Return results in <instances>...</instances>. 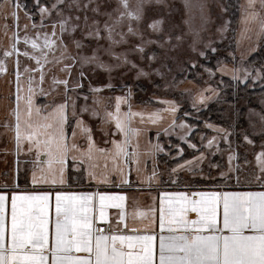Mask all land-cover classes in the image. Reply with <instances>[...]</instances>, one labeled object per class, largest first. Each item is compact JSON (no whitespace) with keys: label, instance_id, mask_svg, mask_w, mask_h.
Returning a JSON list of instances; mask_svg holds the SVG:
<instances>
[{"label":"rangeland","instance_id":"rangeland-1","mask_svg":"<svg viewBox=\"0 0 264 264\" xmlns=\"http://www.w3.org/2000/svg\"><path fill=\"white\" fill-rule=\"evenodd\" d=\"M235 1L237 19L231 37L226 0H128V10L136 13L139 19H129L120 0H63V3L39 0V7L49 9L43 16L37 0H33L35 20L22 8L21 0H3L0 7L4 2L6 6L0 8V61L7 71L0 72V100L9 98V105L2 112L13 109L12 95L16 93L14 84L17 83L19 61L20 83L25 82L28 86L31 76L32 100L41 113L48 114L57 105L68 104L66 131L72 130L77 120H82L83 126L91 131L114 128L115 122L107 113H116L117 98H120L121 116L136 110L147 115L165 114H162L161 123L143 126L144 129L169 130L170 134L176 135L174 138L170 134H158L162 150L156 154L155 160L161 167L170 169L194 160L193 167H197L191 176L254 180L260 174L256 158L264 152V121L261 120L264 95H257L254 107L246 108L245 128L239 131L203 123L197 136L190 139L196 127L187 121L186 116L190 114L185 111L197 112L213 102L219 95L220 78H233L234 70H238L235 75L241 83L250 81L252 85L262 77L261 70L250 66L246 60L262 45L264 8L260 0H256L254 11L258 15L246 21L253 9L248 8V0ZM14 13L18 19H14ZM63 21H67L69 30L61 34L60 23ZM106 23L114 29L113 40L119 43L111 44L106 39ZM53 25H56L55 29ZM97 29L100 30V39L89 35ZM53 31L55 36H52ZM46 35L55 41V45L50 50L45 49L48 62L42 61L44 80L41 83L35 60L23 55L28 52L40 56V52H33L23 41L25 36L29 40L39 37L37 42L42 46ZM17 39L20 43L16 48L20 54L14 52L6 58L4 52L11 51ZM77 41L82 45L79 49ZM230 41L235 43V48L225 51L217 48L218 45L230 47ZM94 52L96 62H82V57ZM208 52L228 55V61L220 58L214 70L202 67L199 62ZM189 66H198L193 80L186 78ZM25 67L31 71L24 72ZM57 79L68 81L67 92L64 84L53 82ZM4 88L8 89L11 98L2 95ZM24 94L28 96L27 89ZM25 104L19 108L27 109ZM172 107L176 109L173 113L170 112ZM181 107L188 109L183 110L178 118ZM1 124L4 129L8 128V122L5 125L0 120ZM245 137L252 143H248ZM209 141H212L210 146ZM168 163L176 165L168 167Z\"/></svg>","mask_w":264,"mask_h":264},{"label":"snow or ice","instance_id":"snow-or-ice-1","mask_svg":"<svg viewBox=\"0 0 264 264\" xmlns=\"http://www.w3.org/2000/svg\"><path fill=\"white\" fill-rule=\"evenodd\" d=\"M59 2L63 3V0ZM255 3L256 0H248V8L253 11L248 13L246 21L253 20L258 15L254 11ZM260 3L264 8V0H260ZM120 4L129 19H139L136 13L128 10L130 7L128 0H120ZM37 6L39 7V0H37ZM16 7L19 8V5L17 4ZM55 7L56 5H53V8ZM39 11L43 16L49 9L39 7ZM123 15L122 13L121 19ZM13 17L18 19L15 13ZM52 27L55 29L56 25ZM152 27L155 28L156 25ZM60 30L61 34L69 30L67 21L60 23ZM113 30L107 23L105 24L106 39L111 44H116L119 41L113 40ZM262 30H264V25H262ZM132 31L129 27V32ZM55 34L53 31L52 36ZM89 35L96 39L101 38L99 29ZM38 40L39 37L36 40H29L25 36L23 42L25 45H30L33 52L38 50L40 56L28 52H24L23 55L35 60L38 66L36 71H40V81L43 83L42 61L48 62L45 49L50 50L55 45V41L46 35L41 46ZM122 40L123 37H121ZM18 43H20L19 39L12 45L11 51L4 52L6 58L14 52L20 54L16 48ZM76 47L78 49L82 47L80 42H76ZM96 61L95 52L91 56L82 57L83 63ZM101 67L104 66L101 65ZM220 70L223 71V69ZM6 71L3 61H0V72ZM30 71L28 67L24 68V72ZM236 71L238 70L233 71V79H239L235 75ZM245 75L247 76L248 73L246 72ZM16 81L17 147L19 148L23 139L27 141L29 151L34 146L38 155L41 151L45 152L49 158V173L53 177L59 173L60 183H63V174L69 157L73 162L77 160L81 164L85 162L84 154L75 155L79 149L75 143L70 144L65 135L64 127L68 123V104L57 105L42 119L33 122L34 89L32 78L29 76L28 96L25 98L28 118L24 122L25 128L22 135L19 111L21 100L19 61H17ZM53 82L64 84L67 92V80L57 79ZM92 91L98 92L99 89H92ZM117 99L116 113L109 112L107 116L115 122L116 129L124 139L120 142L113 141V147L107 155L113 162V170L122 171V158L125 163L128 161L137 165L140 163L139 154L136 151L129 153L128 146L131 143V137L139 134V130L132 127V117L139 115L143 121V114L129 111L121 116L120 98ZM170 110L176 111L175 107ZM35 114L40 117V110L36 109ZM73 115H75V105H73ZM159 118L162 117H159L158 113L149 116L152 123H156ZM261 120L264 121V116ZM77 127L81 133L89 131L83 126L82 120H77ZM72 135L75 138V129ZM245 139L247 140V137ZM247 142L252 143L251 140ZM211 144L212 141H209V146ZM97 151L105 152L104 149H95L89 136L87 160L91 161L94 152ZM229 159L231 160L232 157ZM256 159L260 174L254 178L260 182L261 187H264V152ZM191 163V161L188 162L189 165ZM105 167L107 168V165ZM184 167L185 165H179L172 171L175 173ZM89 176L95 178V173L90 170ZM155 177L156 173L153 171V175L147 179L150 182ZM33 179L35 180V175ZM101 180H106V176L101 177ZM96 195L99 196L98 209L95 205ZM192 195L200 199H189L183 193L176 194L179 207L171 206L172 201L170 200L167 210L164 208V200H161L160 231L168 232L170 235L159 237L158 256L154 245L156 239L154 235H125L124 229L120 227L123 224L125 229L129 228L126 222L129 217L133 221L137 217L148 219V214L145 212L134 210L129 214L125 210L126 198L124 196L67 194L58 191L55 194V221L50 229L48 218L50 195L48 193L13 194L10 200V212L8 196L0 195V264H264V191L193 193ZM109 207L119 210L116 227L112 226L106 213ZM96 211H98V216L95 214ZM189 213H195L196 219H189ZM98 224H107L108 227H100ZM129 230L133 233L138 231L135 227Z\"/></svg>","mask_w":264,"mask_h":264},{"label":"crops","instance_id":"crops-1","mask_svg":"<svg viewBox=\"0 0 264 264\" xmlns=\"http://www.w3.org/2000/svg\"><path fill=\"white\" fill-rule=\"evenodd\" d=\"M6 6L5 2L1 4ZM245 42V41H244ZM241 45H243L241 43ZM0 86H2L0 81ZM25 82L20 83L21 91L19 95L21 100L19 105L25 102L24 91L28 89ZM13 109H9L6 112H2L9 105V98L0 100V120L4 121V124L9 123L8 128L0 125V195H6L9 198V212H10V200L13 194H41L48 193L50 195V209L48 212V218L50 220V229L54 225L55 221V194L60 191L67 194H81L87 193L90 195L103 194L105 196H124L125 210L131 214L134 210L145 212L148 214V219H141L137 217L133 221L130 217L126 221L129 228H124L123 224L120 225L124 229L125 235H154L156 237L154 241L155 249L158 256L159 249V237L161 235H170L168 232H161L159 226L161 200H164V208L167 210L170 206V200L173 207H179L176 194L183 193L188 196L189 199H197L200 197H194L193 193H212V192H260L264 191V187L260 186V182L255 179H229L224 177L209 178L203 176H191L197 166L193 167L194 160H189L192 163L189 165L185 162V167L179 169L173 173V168L161 167L160 163L156 162V154L162 149L161 142L159 141L158 134H170L169 130H153L151 128L144 129L143 126L152 127L156 123H161V118L156 120V123H152L149 119L150 115L144 113L143 121L141 116L136 115L132 117V127L139 130L138 135L131 137V143L128 146V151H136L139 154L140 163L137 165L134 162L128 161L125 163L124 159H121L122 171H114V165L112 160L108 157L107 153L113 147V141L120 142L124 137L119 133L116 127L112 129H101L99 131L89 130L87 133H81L76 126L69 131H65V135L68 138L69 143H75L79 149L75 155L80 156L84 154V163H80L79 160L73 162L71 157L66 161V168L64 170L63 179L64 182L60 183V175L57 173L53 177L49 171L48 156L45 152L41 151L37 154L36 148L33 146L29 151V145L27 141L21 140L19 148L16 142L15 127L16 109H17V83L14 84ZM2 95H9L8 89L4 88ZM33 101V100H32ZM33 106L34 103H33ZM25 107H28L25 104ZM37 109L36 106L34 108ZM20 111V124L21 132L23 135L25 128V120H27L26 108H19ZM139 113V110H136ZM171 113H173L170 110ZM167 113V112H166ZM159 117H162L164 113H158ZM47 113H41L40 117H37L33 110L32 120L33 122L42 119ZM168 115V113L166 114ZM167 121V120H165ZM76 130V136L73 138V130ZM176 134V133H175ZM89 136L91 142L94 144L95 149H104L105 152H94L93 159L87 160V150L89 146ZM158 137L156 139L155 137ZM171 137L176 135L170 134ZM43 139V137H41ZM158 146V147H157ZM196 160V159H195ZM107 165V168L105 167ZM91 166V167H90ZM95 173V178L89 176V171ZM167 170V171H166ZM153 171L156 173L155 179L149 182L148 177L153 175ZM35 175V180L33 176ZM106 176V180H101V177ZM55 181V182H53ZM167 194V195H165ZM96 208L99 207V196L96 195L95 200ZM119 210L114 207L106 209V213L113 227H116V220L118 219ZM98 216V211L95 212ZM189 219H196L195 213H189ZM151 221V223H150ZM100 227L107 228V224H98ZM135 227L137 232L133 233L129 229Z\"/></svg>","mask_w":264,"mask_h":264},{"label":"trees","instance_id":"trees-1","mask_svg":"<svg viewBox=\"0 0 264 264\" xmlns=\"http://www.w3.org/2000/svg\"><path fill=\"white\" fill-rule=\"evenodd\" d=\"M3 0H0V3ZM22 8L26 12H30L31 17L35 20L34 13L36 10V6L33 3V0H21ZM227 2V9L229 12V24L231 27L230 36L232 37L233 28L236 27V13L235 4L237 1L235 0H226ZM230 47L218 45L217 48L219 50H231L235 48V43H231ZM218 52L206 53L205 57L199 62V65L205 67L207 69H215V63L221 58L223 61H228V55L225 54H217ZM223 53V52H220ZM247 64L252 67L259 68L261 70L262 77L258 82H255L251 85L250 81L245 83H241L239 79L233 78H226L221 77L219 83V95L217 98L209 103L206 107L201 108L199 111L195 110H185L188 109L187 107H181L178 112V118L181 115L182 111L185 110L186 113L190 114V116H186L187 121L192 125L195 126L196 129L190 134L189 138H195L197 134L200 132L199 127L203 123L208 124H215L220 126H225L227 128L232 129L233 131L243 130L245 128V110L246 108H250L253 106V103L257 95L263 94L264 95V34L262 37V45L260 46L259 50L247 57ZM245 61V62H246ZM197 67H187V75L186 78L193 80L194 73ZM183 75H179L178 77H182ZM138 87L141 89H145V87L141 84H137ZM228 106H224V105ZM227 107H231L226 109ZM254 107V106H253ZM193 114V115H191ZM188 158V157H186ZM180 160H177L179 162ZM168 167L172 165H176L175 163H168Z\"/></svg>","mask_w":264,"mask_h":264}]
</instances>
